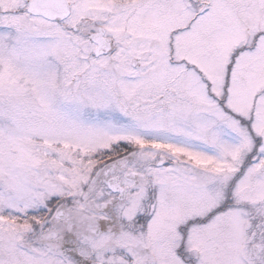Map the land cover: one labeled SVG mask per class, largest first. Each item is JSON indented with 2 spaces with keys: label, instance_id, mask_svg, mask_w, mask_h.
I'll return each mask as SVG.
<instances>
[{
  "label": "snow or ice",
  "instance_id": "obj_1",
  "mask_svg": "<svg viewBox=\"0 0 264 264\" xmlns=\"http://www.w3.org/2000/svg\"><path fill=\"white\" fill-rule=\"evenodd\" d=\"M0 264H264V0H0Z\"/></svg>",
  "mask_w": 264,
  "mask_h": 264
}]
</instances>
